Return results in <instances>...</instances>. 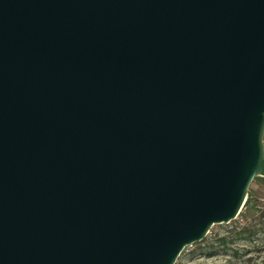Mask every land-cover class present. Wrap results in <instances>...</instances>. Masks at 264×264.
<instances>
[{"label": "water", "instance_id": "water-1", "mask_svg": "<svg viewBox=\"0 0 264 264\" xmlns=\"http://www.w3.org/2000/svg\"><path fill=\"white\" fill-rule=\"evenodd\" d=\"M263 135L264 0H0V264H175Z\"/></svg>", "mask_w": 264, "mask_h": 264}, {"label": "rangeland", "instance_id": "rangeland-1", "mask_svg": "<svg viewBox=\"0 0 264 264\" xmlns=\"http://www.w3.org/2000/svg\"><path fill=\"white\" fill-rule=\"evenodd\" d=\"M175 264H264V173L251 182L237 218L211 227Z\"/></svg>", "mask_w": 264, "mask_h": 264}, {"label": "trees", "instance_id": "trees-1", "mask_svg": "<svg viewBox=\"0 0 264 264\" xmlns=\"http://www.w3.org/2000/svg\"><path fill=\"white\" fill-rule=\"evenodd\" d=\"M263 173H264V171H263ZM263 173H262V174H263Z\"/></svg>", "mask_w": 264, "mask_h": 264}]
</instances>
